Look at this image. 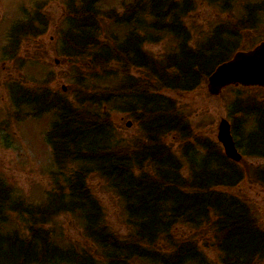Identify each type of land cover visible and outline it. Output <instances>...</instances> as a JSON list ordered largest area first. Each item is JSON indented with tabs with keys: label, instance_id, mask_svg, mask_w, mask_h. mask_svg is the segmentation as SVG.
I'll use <instances>...</instances> for the list:
<instances>
[{
	"label": "trees",
	"instance_id": "16d2710c",
	"mask_svg": "<svg viewBox=\"0 0 264 264\" xmlns=\"http://www.w3.org/2000/svg\"><path fill=\"white\" fill-rule=\"evenodd\" d=\"M102 1L80 0L75 6L68 0L62 17L68 22L62 56L72 69L68 93L43 89L21 99L35 116L54 113L47 143L57 174H64L66 156L79 165L67 186L70 206L61 192L45 216L70 208L89 249L62 245L57 236L47 240L43 231L29 227L28 243L14 236L0 238V264H32V259L40 261L35 264H208L210 259L198 248L200 240L217 252L219 264H253L256 256L264 260L260 229L249 209L229 193L237 184L236 165L215 141L196 134L168 94L201 87L218 64L243 49L239 34L256 28L255 15L263 12V5L246 1L239 20L227 12L228 24L196 38L186 20L199 3L228 11L239 0H129L120 11L102 9ZM35 17L38 10L21 27L18 39L44 32L47 18L39 15L33 30ZM163 43L168 45L163 53L150 49ZM99 79L108 80L107 86L98 85ZM89 84L97 95L85 96L80 89ZM220 97L229 100L231 118L239 116L253 125L250 132L264 130L261 89L231 86ZM101 105H108V121L99 115ZM116 112L137 124L136 137L117 131L111 119ZM169 138L179 142L175 149L167 144ZM89 172L100 174L120 199L125 235L109 225L107 229L87 186ZM208 230L213 232L210 239L203 234ZM242 236L246 245L239 249L235 245Z\"/></svg>",
	"mask_w": 264,
	"mask_h": 264
},
{
	"label": "rangeland",
	"instance_id": "374dc122",
	"mask_svg": "<svg viewBox=\"0 0 264 264\" xmlns=\"http://www.w3.org/2000/svg\"><path fill=\"white\" fill-rule=\"evenodd\" d=\"M72 1L75 6L80 4V0ZM128 1L103 0L100 6L102 9L115 8L120 11L122 3ZM246 1H251L254 6L263 5V12L255 15L256 28L245 29L239 34L244 50L252 48L255 43L264 39V0H239L234 2L228 11L221 10L220 5L201 2L186 20V25L191 28L196 38H200L204 33L211 32L213 27L228 24L225 19L228 13L231 19L239 20L243 16L242 8ZM67 3L68 0H0V69L3 68L0 75V238L7 240L14 236L18 242L28 243L29 227H34L39 232L43 231L47 240L57 236L58 243L63 245L64 242H69L77 250H81L89 249L84 241L87 238H83L82 225L78 223L77 216L72 214L70 208L65 212L56 211L50 217L45 216V211L49 210L48 205L56 203L61 192L63 199L67 198L64 202L70 206L67 186L72 172L78 170L79 165H76L70 156H66L62 170L64 174L58 175L53 153L45 136L55 120L54 113L34 116L28 109L18 107L14 101L15 93L22 99L27 92L35 95L47 89L55 94H65L62 87H72L70 61L62 56L63 33L68 30V22H62V17L67 12ZM37 10L38 17L41 15L47 18L44 32L37 38L18 39L17 36L22 31L18 28L22 26L25 16ZM38 17H35L37 21H34L33 30L39 25ZM167 47L168 45L163 43L150 49L160 54L165 52ZM96 82L105 87L108 84V80L99 79ZM206 84L207 82L194 91L168 93L185 113L184 117L191 128H194L196 134L218 141L219 123L222 118H227L235 125L236 140L244 150L247 147H257L264 137L263 129L253 131L254 133L247 137L253 125L245 124L239 116L233 123L228 116L231 105L229 100L221 98V95L209 94ZM95 88L89 84V87L80 89H83L85 96H89L97 95ZM15 107L20 111H16ZM92 109L89 107V110ZM98 111L99 115L108 121V105H101ZM111 119L117 131L125 138L132 139L138 135L137 124L126 113H113ZM128 123L130 126H127ZM166 142L173 146V149L179 144L177 140L170 138ZM82 155L87 156L86 153ZM263 165V157L245 153L238 169L242 177L235 187L229 189L232 197L249 209L253 222H256L261 231H264V182L252 178L253 169H250V166L264 169ZM87 186L101 208L107 229L109 225L115 233L125 235L128 231L124 223L122 204L109 189L105 179L98 173L89 172ZM25 209L35 211L34 215L30 217L24 214L25 212L21 215L19 211ZM209 231L203 233L209 234L205 236L208 239L213 235V232ZM246 240V236L240 237L235 246L243 249ZM205 241L207 240H200L198 248L204 250L210 259L207 263L219 264L217 252L213 248H204ZM250 253L249 250L248 255ZM32 262L40 261L32 259ZM94 263L107 264L102 260ZM253 264H264V260L256 256Z\"/></svg>",
	"mask_w": 264,
	"mask_h": 264
},
{
	"label": "water",
	"instance_id": "95a60500",
	"mask_svg": "<svg viewBox=\"0 0 264 264\" xmlns=\"http://www.w3.org/2000/svg\"><path fill=\"white\" fill-rule=\"evenodd\" d=\"M230 85L261 87L264 91V41L252 50L237 52L233 58L220 64L208 77L207 90L211 95H219ZM63 89L66 90V87ZM218 140L222 142L229 158L240 160L241 155L226 119H222L219 124Z\"/></svg>",
	"mask_w": 264,
	"mask_h": 264
},
{
	"label": "flooded vegetation",
	"instance_id": "af4514ba",
	"mask_svg": "<svg viewBox=\"0 0 264 264\" xmlns=\"http://www.w3.org/2000/svg\"><path fill=\"white\" fill-rule=\"evenodd\" d=\"M264 158V156H263ZM239 166V164H238ZM264 167V165H263ZM250 169H253V173H251V176L253 179H256L255 181H258V182H264V169L261 168V167H253V166H250ZM262 178V180L260 178ZM264 239V237H263ZM261 245H262V248L264 247V240L261 242Z\"/></svg>",
	"mask_w": 264,
	"mask_h": 264
},
{
	"label": "bare ground",
	"instance_id": "6f19581e",
	"mask_svg": "<svg viewBox=\"0 0 264 264\" xmlns=\"http://www.w3.org/2000/svg\"><path fill=\"white\" fill-rule=\"evenodd\" d=\"M254 245V244H253ZM254 247H255V245H254Z\"/></svg>",
	"mask_w": 264,
	"mask_h": 264
}]
</instances>
